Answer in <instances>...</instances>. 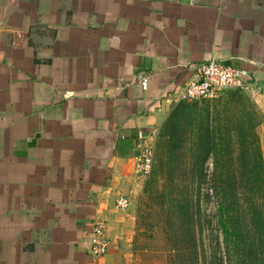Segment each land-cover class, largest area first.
Here are the masks:
<instances>
[{
	"label": "crops",
	"instance_id": "obj_1",
	"mask_svg": "<svg viewBox=\"0 0 264 264\" xmlns=\"http://www.w3.org/2000/svg\"><path fill=\"white\" fill-rule=\"evenodd\" d=\"M212 60L249 73L264 153V0H0V264H132L137 157Z\"/></svg>",
	"mask_w": 264,
	"mask_h": 264
},
{
	"label": "trees",
	"instance_id": "obj_2",
	"mask_svg": "<svg viewBox=\"0 0 264 264\" xmlns=\"http://www.w3.org/2000/svg\"><path fill=\"white\" fill-rule=\"evenodd\" d=\"M227 92L203 103L179 104L158 138V158L146 191L157 175L164 177L167 185L160 198L168 217L167 235L177 244L166 264H202L203 235L214 224L204 222L199 197L208 179V160L213 163L208 180L212 196L206 198L216 203L212 231L222 238L225 264H264V153L257 134L261 119L244 92ZM193 119L189 137L194 140V200L188 188L174 185L185 147L184 131L193 126ZM224 258L214 256L215 264H224Z\"/></svg>",
	"mask_w": 264,
	"mask_h": 264
},
{
	"label": "rangeland",
	"instance_id": "obj_3",
	"mask_svg": "<svg viewBox=\"0 0 264 264\" xmlns=\"http://www.w3.org/2000/svg\"><path fill=\"white\" fill-rule=\"evenodd\" d=\"M228 92L222 94L225 95ZM245 93V92H244ZM246 94V93H245ZM247 95V94H246ZM249 96V95H247ZM221 97V96H220ZM250 97V96H249ZM219 98V97H218ZM251 98V97H250ZM252 99V98H251ZM253 100V99H252ZM205 101H199L197 103H203ZM194 104V103H187ZM260 115V114H259ZM262 121V116H260ZM190 129H185V144L180 159V164L174 175V185L188 188L193 194L194 200V155H193V138L189 137L192 130H194V119ZM261 139V137H260ZM262 146V142H261ZM155 148V163L158 158V152ZM154 163V164H155ZM155 166V165H154ZM213 171L212 160H208L205 164V172L208 176L206 182L202 185L200 197L202 214L205 221H214V224L207 228V231L203 235V261L202 264H215L219 258H224V250L221 245L222 238L219 233L212 231L215 225V216L217 215L216 203L213 199L209 202L207 200V194L212 196V190L209 185V178ZM153 174V173H152ZM151 174V175H152ZM151 175L149 176L151 178ZM142 187V191L139 194L136 202V226L135 235L132 246V264H166L168 259L174 255L172 252L177 248V244L170 241L167 235V214L163 210V202L160 198L162 190L165 187L166 182L163 176L155 177V184L149 188L147 179ZM220 246V247H219ZM214 256L216 260L214 262ZM170 264V263H169ZM225 264V258H224Z\"/></svg>",
	"mask_w": 264,
	"mask_h": 264
},
{
	"label": "built area",
	"instance_id": "obj_4",
	"mask_svg": "<svg viewBox=\"0 0 264 264\" xmlns=\"http://www.w3.org/2000/svg\"><path fill=\"white\" fill-rule=\"evenodd\" d=\"M247 81H249L247 71L212 60L200 68L194 80L187 83L179 97V102L195 103L203 100H213L222 93L233 90L254 94V89L250 87ZM142 85L143 87L147 86L145 78L142 79ZM137 163L138 175L149 177L154 168L155 149L151 146L143 147L137 157ZM130 205L131 202L128 198H120L116 201V207L120 210H126ZM90 237V254L93 257L107 255L109 242L106 236V225L103 222H97Z\"/></svg>",
	"mask_w": 264,
	"mask_h": 264
},
{
	"label": "water",
	"instance_id": "obj_5",
	"mask_svg": "<svg viewBox=\"0 0 264 264\" xmlns=\"http://www.w3.org/2000/svg\"><path fill=\"white\" fill-rule=\"evenodd\" d=\"M90 242H91V237L88 238L89 247H90Z\"/></svg>",
	"mask_w": 264,
	"mask_h": 264
}]
</instances>
